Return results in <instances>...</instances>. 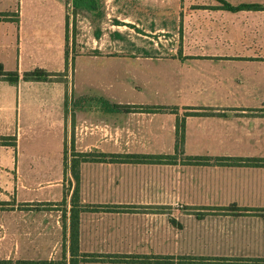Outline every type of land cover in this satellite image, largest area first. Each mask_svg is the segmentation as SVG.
Returning <instances> with one entry per match:
<instances>
[{"label": "crops", "instance_id": "1", "mask_svg": "<svg viewBox=\"0 0 264 264\" xmlns=\"http://www.w3.org/2000/svg\"><path fill=\"white\" fill-rule=\"evenodd\" d=\"M88 1L79 7L88 10ZM102 1L106 19L117 20L110 35L136 40L103 48L100 32L91 46L100 55L70 57L69 101L83 106L68 116L66 79L32 81L23 74L65 71L67 6L74 9L75 1L0 0V12L11 14L0 20V63L20 74L16 84L0 79V136L16 138L15 145L0 144V204L14 208L0 211L6 215L0 220V259H264L260 211H209L264 208V166L232 160L264 159V0ZM225 4L259 7L232 10ZM54 44L60 45L58 63L39 56ZM99 59L107 70L116 69L102 85L88 71ZM178 145L183 153L172 160L130 157L174 155ZM81 153L107 157L77 158ZM73 209L79 212L75 254ZM216 237L239 251L212 253Z\"/></svg>", "mask_w": 264, "mask_h": 264}, {"label": "rangeland", "instance_id": "2", "mask_svg": "<svg viewBox=\"0 0 264 264\" xmlns=\"http://www.w3.org/2000/svg\"><path fill=\"white\" fill-rule=\"evenodd\" d=\"M102 0H89L88 4L85 6L88 8V10L81 9L79 5L74 6V9L71 6H67L68 13L66 16V62L68 65H66L65 71L62 72H56V78L55 79H66V82L68 83V99H67V115L69 116L71 111H74L80 107L83 106V103L81 101L77 102H71L69 101L70 93H72L71 86L69 84V81L71 79V60L70 57L76 54H83V53H95L99 54L98 50L92 49V45L95 44L97 33H105L104 36H100V43L103 46V48L110 47L111 41L118 40L119 44H125L129 42H133V40H136L133 35H130L129 37L127 35H124V37H112L110 35V23L117 22L115 18L106 19V15L109 13L106 11V7ZM104 4V5H103ZM109 20V21H108ZM101 28H104V31H100ZM142 33V31H139ZM140 39H143L142 36L137 37ZM148 40V39H145ZM59 44H54L49 48L48 52L45 53H39V56L44 59V56L51 57L50 61L53 63V61H56L58 63L59 58L61 57ZM63 55V54H62ZM100 55V54H99ZM101 56H110L109 54H102ZM94 63L96 66H94L93 70L89 68V73L94 74V77L96 76L97 80L99 81V84L102 85V82L105 83L107 79L114 78V74L116 75V69L107 70L104 67V63L101 59L94 60ZM130 62L125 63V67H122L126 72V66ZM76 71V77H78V74L80 72L81 67H77L76 60L74 61V68ZM121 69V71H122ZM85 74V70L84 73ZM103 80V81H102ZM102 103V102H101ZM73 114V113H72ZM180 155V154H178ZM80 158V156H77V158ZM77 160V159H76ZM65 186H66V177H65ZM66 189V187H65ZM63 203V202H62ZM14 208H7L5 203L0 204V211L1 210H13ZM50 209V208H48ZM56 209V208H51ZM60 210H63L65 213L66 208H57ZM248 209H256L257 211H260L264 215V208H248ZM209 211H212L215 215H221V214H234V215H240L239 208H209ZM255 211V212H257ZM204 212H199V215L203 214ZM258 213V212H257ZM6 216V215H5ZM5 216L3 213L0 214V220H4ZM64 217V216H63ZM13 219V218H11ZM7 220V219H6ZM216 226V225H215ZM220 227V226H219ZM65 229V228H64ZM65 233V232H64ZM63 241H65V238H63ZM224 241L226 242V239L223 237H216L213 241V244L209 246L208 250L212 253H226V252H237L236 246H231L224 244ZM64 245V244H63ZM51 264H66V257L50 260ZM197 262H203L201 259L197 260ZM209 264H264V259H250V260H243V259H214V260H208L205 261Z\"/></svg>", "mask_w": 264, "mask_h": 264}, {"label": "trees", "instance_id": "3", "mask_svg": "<svg viewBox=\"0 0 264 264\" xmlns=\"http://www.w3.org/2000/svg\"><path fill=\"white\" fill-rule=\"evenodd\" d=\"M76 5H83L86 0H74ZM226 7L235 10L239 7H259V5L251 6V5H241L238 7L231 6L229 4H225ZM10 13H5V12H0V20H7L10 19L9 16ZM15 20V19H14ZM16 21H18V18H16ZM100 36V32L97 33V37ZM57 73L53 72H48L42 68H36L34 70L25 72L23 74V77L26 80H32V81H38V80H52L56 78ZM0 79L7 80L8 82L12 84L18 83L20 79V74L17 71H7L3 64L0 63ZM132 106L129 105H118L115 104L112 106V108H131ZM147 109H152V110H162L166 109L167 107L164 106H148L145 107ZM171 109V108H170ZM174 108H172L173 110ZM178 133L181 135V137L184 136V127L181 126V124L178 127ZM0 144L3 145H9V144H16V138L15 137H7V136H0ZM183 153V150L178 147L176 148V154L174 155H128L130 157H134L137 159H167V160H172L175 157L178 156V154ZM94 156L97 157L99 161L104 160L107 156L106 154H90V153H81L78 154L80 158L87 159L89 156ZM113 157H121L118 155H113ZM191 159H194L196 161H199L201 159H204L203 157H190ZM234 161V165H249V166H264V159H256V158H232ZM75 161V160H74ZM76 173L75 170V165H74V174ZM76 175V174H75ZM77 177V176H76ZM254 212L257 211L256 209H248V208H239L240 215L248 214L249 212ZM78 238H79V212H77L75 209L72 211L71 215V234H70V251L72 254H75L78 252ZM52 262L49 260H39V261H34V260H8V259H0V264H51Z\"/></svg>", "mask_w": 264, "mask_h": 264}]
</instances>
